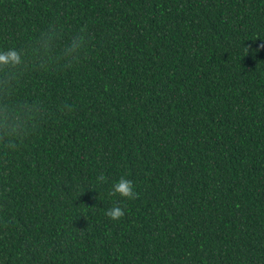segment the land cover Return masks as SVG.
Wrapping results in <instances>:
<instances>
[{
	"label": "trees",
	"instance_id": "1",
	"mask_svg": "<svg viewBox=\"0 0 264 264\" xmlns=\"http://www.w3.org/2000/svg\"><path fill=\"white\" fill-rule=\"evenodd\" d=\"M9 48L0 264H264V0H0Z\"/></svg>",
	"mask_w": 264,
	"mask_h": 264
},
{
	"label": "clouds",
	"instance_id": "2",
	"mask_svg": "<svg viewBox=\"0 0 264 264\" xmlns=\"http://www.w3.org/2000/svg\"><path fill=\"white\" fill-rule=\"evenodd\" d=\"M57 31L55 26H50L48 30L41 32L35 40V54L42 66L58 63L61 60L66 61L68 66H71L72 61L78 58L81 49L86 43L83 34L77 35L72 37L71 40L63 46L62 52H53L52 41L56 38L54 34ZM81 32H83V29ZM24 62L20 50L9 48L6 51H0V68H3L5 71L8 69H15ZM65 107L71 111V106L65 105ZM27 122L26 118L23 121V125H26ZM21 131L22 124L12 122L9 119L8 111L5 110L3 120L0 121V145H3L5 149H16L18 142L24 139V137L20 136ZM96 180L98 183H105L107 177L104 173H100L96 177ZM117 194L129 200L135 199L138 195L134 191L133 182L124 176L119 177L117 181L113 182L112 188L109 191L110 196H115ZM124 214L123 208L118 204H114L105 212V215L112 220H118L123 217Z\"/></svg>",
	"mask_w": 264,
	"mask_h": 264
}]
</instances>
